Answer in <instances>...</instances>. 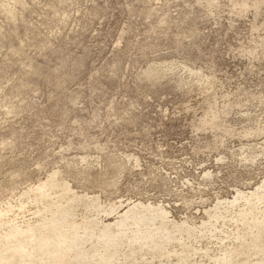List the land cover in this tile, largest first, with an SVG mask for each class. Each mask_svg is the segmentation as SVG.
Wrapping results in <instances>:
<instances>
[{
	"label": "rangeland",
	"instance_id": "374dc122",
	"mask_svg": "<svg viewBox=\"0 0 264 264\" xmlns=\"http://www.w3.org/2000/svg\"><path fill=\"white\" fill-rule=\"evenodd\" d=\"M0 264H264V0H0Z\"/></svg>",
	"mask_w": 264,
	"mask_h": 264
}]
</instances>
